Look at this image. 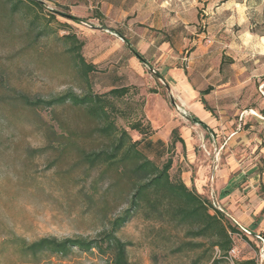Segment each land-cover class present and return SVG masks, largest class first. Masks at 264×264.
I'll return each mask as SVG.
<instances>
[{
    "label": "rangeland",
    "instance_id": "obj_1",
    "mask_svg": "<svg viewBox=\"0 0 264 264\" xmlns=\"http://www.w3.org/2000/svg\"><path fill=\"white\" fill-rule=\"evenodd\" d=\"M36 1L40 8L22 6L16 13L0 2V264H104L108 257L96 251H73L65 258L24 257L20 241L94 239L125 209L129 193L125 183L107 193L114 174L101 180L100 168L88 169L79 161V151L107 145L86 137L98 122L70 107L26 108L16 100L19 95L45 101L67 91L82 96L125 86L126 96L108 98L110 120L135 140L129 124L150 125L146 101L160 94L167 100L175 140L182 137L198 161L220 165L232 160L264 173V0ZM114 32L137 43L136 50L143 42L138 52L160 76L170 69L171 76L179 73L198 91L210 87L203 98L216 119L213 139L198 124H190L188 112V117L180 114L166 87ZM64 35L75 37L81 45L77 52L96 72L82 76L67 51L73 42ZM148 44L154 48H146ZM164 45L168 52L156 51ZM151 111L155 120L164 119L156 103ZM171 132L164 142L168 146ZM67 145L72 147L67 150ZM169 154L170 176L182 181L193 160L188 162V152L178 141ZM165 158L155 159L156 164ZM159 211L161 217L139 209L117 233L129 244V264L215 262L210 240L188 237L194 226L171 222ZM234 245L239 251L236 263L255 264V242L244 238Z\"/></svg>",
    "mask_w": 264,
    "mask_h": 264
},
{
    "label": "trees",
    "instance_id": "obj_2",
    "mask_svg": "<svg viewBox=\"0 0 264 264\" xmlns=\"http://www.w3.org/2000/svg\"><path fill=\"white\" fill-rule=\"evenodd\" d=\"M3 5L8 6L11 13H16L22 6L26 8H40V2L36 0H0ZM65 26V25H64ZM66 28V27H62ZM123 39L129 50L138 57L139 60L147 62L145 58L136 52V44L129 42L123 35L114 32ZM73 45L67 50L73 54L77 60L80 72L83 77L96 72V67L84 61L77 52L80 48L75 37L64 35L62 37ZM210 87L201 91L200 102L205 110L211 112L207 107L204 95L210 92ZM128 93L125 86L111 87L103 94L92 92L79 96L72 91H67L62 95L52 97L48 100H32L23 95L16 97V100L29 109H53L70 107L83 111L85 117L91 121H96L100 125L95 126L87 132L86 137H96L105 140V148L97 151H79V161L88 169L100 168L99 177L102 180L109 174H114L113 182L107 185L106 192L119 188L123 183L128 187L126 196V207L118 216L108 223V228L94 239H62L41 238L32 243L20 241V253L24 257L37 260L42 255L65 258L73 251L89 253L96 251L101 257H108L104 264H129L126 250L128 243L117 238V233L132 219L134 213L139 209H144L146 215H156L161 217L160 209H163L171 222L188 223L194 228L187 232V236L192 239L207 238L210 240L211 249L218 248L222 253L231 248V241L227 232H235L237 229L232 226L221 212L215 211L210 214L212 207L209 201L197 195L194 191L185 187L181 180H173L170 176L172 168V157L169 154L170 148L180 138L175 140L176 130L171 132L172 141L166 145L161 140H152L153 129L148 122L142 124L141 121H134L129 124V130L137 135L133 139L125 129H120L110 120L109 109L112 105L108 98L121 99ZM72 146L67 145L69 150ZM41 151L36 150L35 154ZM165 160L156 164L155 159ZM120 193V192H117ZM188 248L196 249L199 245L187 244ZM215 261L213 264H217ZM236 264H254L253 261H243Z\"/></svg>",
    "mask_w": 264,
    "mask_h": 264
},
{
    "label": "crops",
    "instance_id": "obj_3",
    "mask_svg": "<svg viewBox=\"0 0 264 264\" xmlns=\"http://www.w3.org/2000/svg\"><path fill=\"white\" fill-rule=\"evenodd\" d=\"M149 45H146V48L149 49ZM142 46H144L143 42L137 48V53ZM150 46L154 48L153 44ZM125 47L129 50L126 45ZM161 49L168 52V47L165 45L156 48V51L160 52ZM142 63L169 91L168 98L177 101L175 108L188 112L190 124H198L213 139L212 127L216 123V119L212 113L204 109L200 102L199 93L202 90L194 89L179 73L176 76H171L172 70L169 69L163 76H160L149 67L148 62L142 61ZM152 102L156 103L158 110L165 115L161 121L153 118ZM145 114L151 127L156 131L152 140H161L167 143L170 132L174 129L167 100L160 94L151 96L146 101ZM162 129L164 135L161 136ZM189 139L192 140V138ZM181 141L182 148L188 152V162L193 160L191 162L192 169L181 175L185 187L210 203H215L221 209L226 220L245 233L244 238L247 242L261 244L264 241V173L259 174L253 171V168L241 167L232 160H227L220 165L200 162L198 161L200 159L191 155V151L189 152L187 149V144L182 137ZM176 150L178 151L177 145Z\"/></svg>",
    "mask_w": 264,
    "mask_h": 264
},
{
    "label": "built area",
    "instance_id": "obj_4",
    "mask_svg": "<svg viewBox=\"0 0 264 264\" xmlns=\"http://www.w3.org/2000/svg\"><path fill=\"white\" fill-rule=\"evenodd\" d=\"M177 110L180 112V114L183 117H188L186 112L184 110H181L180 108H177ZM211 204V211L214 212L218 211L221 212V209L215 204V203H210ZM237 230L235 232L228 231V237L231 241V248L227 251L222 253L218 248L214 249V256H213V261H224L227 264H236L239 256V251L237 247L234 245L236 241H242L244 239L245 233L236 228ZM264 263V241L257 246V257L255 259V264H263ZM212 264V263H211Z\"/></svg>",
    "mask_w": 264,
    "mask_h": 264
},
{
    "label": "water",
    "instance_id": "obj_5",
    "mask_svg": "<svg viewBox=\"0 0 264 264\" xmlns=\"http://www.w3.org/2000/svg\"><path fill=\"white\" fill-rule=\"evenodd\" d=\"M176 107V106H175Z\"/></svg>",
    "mask_w": 264,
    "mask_h": 264
}]
</instances>
